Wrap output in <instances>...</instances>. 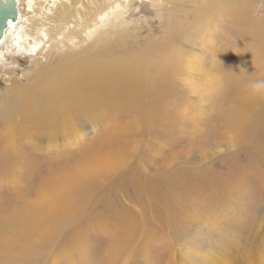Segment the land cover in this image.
Wrapping results in <instances>:
<instances>
[{
    "label": "rangeland",
    "instance_id": "rangeland-1",
    "mask_svg": "<svg viewBox=\"0 0 264 264\" xmlns=\"http://www.w3.org/2000/svg\"><path fill=\"white\" fill-rule=\"evenodd\" d=\"M127 11L37 57L12 35L0 46V264H264V89L251 87L264 80V0H131ZM106 47L144 55L150 78L172 62L150 117L94 106L66 123L22 120L16 94ZM97 158L108 168L90 172ZM145 179L173 186L149 196ZM45 195V217L23 225Z\"/></svg>",
    "mask_w": 264,
    "mask_h": 264
},
{
    "label": "bare ground",
    "instance_id": "bare-ground-1",
    "mask_svg": "<svg viewBox=\"0 0 264 264\" xmlns=\"http://www.w3.org/2000/svg\"><path fill=\"white\" fill-rule=\"evenodd\" d=\"M49 1L53 3L51 12L45 15L43 10ZM130 2L131 0H91L86 5L83 0H30V17L26 21L27 23L20 28L21 0H18V20L9 24L3 39L0 40V46L4 45L10 38L9 36L12 35L14 36L12 43L15 47L17 46L19 51L26 52L29 49L30 55L37 57L46 49L58 48L66 42L75 43V40L81 42L92 37L95 38L100 34L101 27L110 24L113 17L118 19L128 14L127 9ZM253 27L255 28L254 25ZM100 36L102 37V35ZM262 36L264 35L261 34ZM29 40L33 41V45H29ZM143 56L137 52L118 53V51L114 52L113 49L106 47L100 49L91 58L77 60L75 63H65L53 73H51L52 71L46 72V76L43 77L41 76L42 73L40 76L45 80L43 83H35L32 88L22 91L21 94H14L16 112L23 116L22 120L25 122L39 121L41 124L46 122L40 119L43 118L42 116H48L55 123H66L73 120V117L77 115L89 112L94 106L109 110L112 115L114 114L119 118L125 114H131L138 120L147 119L150 117L147 114L152 105L153 97L162 93L167 86L168 80L173 75V66L171 61L165 62L164 59L163 63L159 59L162 68L155 75V78L146 77L143 73L149 67L150 61L145 62L146 58L144 59ZM1 65L2 55L0 53V67ZM6 101L8 102V100ZM44 105L47 106L45 109ZM236 126L238 128V122ZM239 127L242 129L241 132L245 130L244 125L239 124ZM8 135L13 137L12 131L9 130ZM124 148V145L115 144L114 153H120ZM106 150H108L107 147ZM111 160L114 159L111 158ZM108 162V159L101 158L96 162V167L93 164V167L88 168V170L97 172L98 169L108 168ZM64 181L60 182L65 186L64 190L72 189L66 183L68 181ZM142 181L138 180L137 187L144 188L149 196L155 195L157 191H163V188H172L173 186L169 184L170 187H150L148 180ZM157 188L161 189L157 190ZM190 191L192 192V189ZM191 192L186 193V195H190ZM47 195L42 202H35L28 207V214L22 220L23 225L28 224L26 221L35 217L42 219L45 217L46 209L49 206L52 207V205L47 206ZM44 206H47L45 212ZM58 210L62 211V208L58 207Z\"/></svg>",
    "mask_w": 264,
    "mask_h": 264
},
{
    "label": "water",
    "instance_id": "water-1",
    "mask_svg": "<svg viewBox=\"0 0 264 264\" xmlns=\"http://www.w3.org/2000/svg\"><path fill=\"white\" fill-rule=\"evenodd\" d=\"M19 17L18 0H0V40L11 22H16Z\"/></svg>",
    "mask_w": 264,
    "mask_h": 264
},
{
    "label": "clouds",
    "instance_id": "clouds-1",
    "mask_svg": "<svg viewBox=\"0 0 264 264\" xmlns=\"http://www.w3.org/2000/svg\"><path fill=\"white\" fill-rule=\"evenodd\" d=\"M251 87L257 92L259 93L260 89H264V80H258V81H254L251 85Z\"/></svg>",
    "mask_w": 264,
    "mask_h": 264
}]
</instances>
